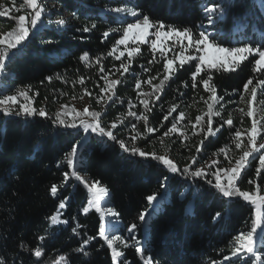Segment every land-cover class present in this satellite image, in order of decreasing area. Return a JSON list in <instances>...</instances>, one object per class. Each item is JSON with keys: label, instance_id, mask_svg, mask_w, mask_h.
<instances>
[{"label": "trees", "instance_id": "16d2710c", "mask_svg": "<svg viewBox=\"0 0 264 264\" xmlns=\"http://www.w3.org/2000/svg\"><path fill=\"white\" fill-rule=\"evenodd\" d=\"M41 2L45 12L37 29L18 49L10 50L14 55L6 58V68L0 73V94L26 89L34 106L43 107L53 119L61 105H67L73 97H86L90 110L101 113L102 126L116 123L113 133L117 139H124L129 148L135 146L148 153L167 154L181 172L189 165L194 170L213 156L222 161L218 166L228 165L219 151L221 148H226L233 162L239 157L240 150L235 148L232 137L236 129L249 128L252 119L239 111L241 108L247 111L246 101L251 98L250 92L244 93L243 84L252 78L251 88L258 79L264 78V74L253 71L254 62L244 61L235 71H212L217 96L223 97L215 107L221 115L212 117L213 129L230 115L233 126L225 124L215 135H208L206 130L201 131L199 126L193 129L189 123H194L197 116L207 120L205 100L209 96L202 84L192 88V65L185 64L181 68L177 63L175 74L165 82L162 90L145 96L153 92L152 85L145 83L150 76L156 77L153 84L163 79L164 60L159 51L155 52L154 59L149 44H140V53L131 58L127 72L120 68L121 61L115 59L118 53L108 55L122 36L119 29L135 19L115 14L111 9L136 10L140 17L148 15L154 22H163L165 28H189L193 35L205 31L212 34L210 40L225 47L244 44L264 47V0ZM211 4H215L218 11L210 24L204 9ZM20 14L0 17V34L16 27L12 17ZM60 20L65 23L59 24ZM92 24L96 27L89 32L77 31L85 26L91 28ZM105 31L109 32L107 38L103 35ZM85 52L88 62L80 60ZM121 60L128 63L127 54ZM150 60L153 63L149 64ZM145 68L150 71H144ZM200 75L205 76L204 73ZM49 76L51 81L46 79ZM81 77L83 84L79 82ZM112 79L120 83L114 86V95L109 100L108 94L101 93L100 88L105 86L106 80ZM137 79L141 81L139 89L136 88ZM197 79L199 81L200 77ZM241 95L245 96V102L240 101ZM100 96L103 99L98 101ZM144 98L149 100L150 111L140 102ZM257 99H264V89H257ZM173 105H177L176 111L165 120ZM133 111L137 116L146 114L148 127L156 131L147 133L144 121L129 115ZM180 112L185 115L177 124L178 131L164 136L173 117ZM133 124L144 134L134 142L130 139L135 134ZM80 142L84 146L70 168L67 154L74 143ZM193 156L196 164L192 162ZM258 156L256 160L250 158L252 166L242 171L237 181L241 190L256 191V184L248 181L255 177ZM73 171L92 182L99 181L109 191L110 206L119 213V224L113 231H106L110 237L120 236L128 244V247L119 241L115 244L124 253L118 264H144L136 247H142L144 258L151 257L153 264H244L245 261L254 264L255 258H249L246 252L239 254L241 259L232 257L235 236L251 231L256 219L255 206L249 202L239 197H223L204 181L181 173L173 174L150 158L130 156L106 137L59 127L48 118L0 113V259L5 264H60L61 256L67 264H112L111 249L99 237L100 213L95 209L83 211L90 197L85 185L72 176ZM257 183L264 195V180H257ZM53 185L57 186L55 196L51 193ZM149 195L156 196L153 204L147 200ZM61 201H64L63 208ZM58 213L60 222L53 225L51 218ZM141 213L145 214V221H140ZM132 224L137 225L133 233L136 240H132L128 232ZM258 230L254 234L255 248L264 257V231L260 229L257 234ZM41 236L45 237L43 241L39 239ZM88 237L94 239L85 245L87 255L76 252ZM22 244L32 251L23 250ZM38 247L42 251L40 258L34 256ZM226 256L230 259L225 260Z\"/></svg>", "mask_w": 264, "mask_h": 264}, {"label": "snow or ice", "instance_id": "6c2138e0", "mask_svg": "<svg viewBox=\"0 0 264 264\" xmlns=\"http://www.w3.org/2000/svg\"><path fill=\"white\" fill-rule=\"evenodd\" d=\"M15 4L16 0H12V5L15 6ZM22 9L28 10L27 15L21 14L12 17V19L16 21V27L7 32L6 35L0 37V46H2L0 47V73L4 72L6 68V58L15 54L14 52H10V50L18 49L21 42L25 41L29 37L30 33L37 29L38 24L41 22L42 14L45 12L44 7L39 0H22V5L19 7H5L3 3H0V17L9 16L13 10L20 12ZM204 10L208 21L211 24L213 22V15L218 11L217 6L215 4H211L206 6ZM111 11L115 14L124 13L135 18L134 22H128L126 23V26L119 29L122 31V36L115 41L112 50L108 53L109 56H113L117 53L120 45L124 46L129 62L126 63L121 60V57L125 56V51H119V54L115 55V59L121 61L120 68L123 69V72H127L129 70L131 58L140 53V44L150 43L154 59L155 52L159 51L160 56L164 60L163 79L160 80L159 84H153V80H155L156 77L150 76L145 83L152 85L153 92L146 93L144 94L145 96L155 95L162 90L165 82L170 80L175 74V65L177 62L181 68H183L185 64H190L194 67V71L191 73L192 88L195 89L199 84H202L204 90L209 93L208 100L212 101L211 103H208V100H205V103L208 106V111L205 113V116H207L206 121L204 116H197L194 123L189 121V123L192 124L193 129L199 126L201 131L206 130L208 135H215L216 132H219L225 124L230 127L233 126V120L230 115L229 118L224 120L223 123L219 125V127L215 128V130L213 129L212 117H220L221 115V112L216 111L215 107L223 100V97L217 96L216 87L212 83L213 76L211 73L213 70L235 71L242 62L249 61L254 62L253 71L255 73L264 74V47H253L250 44L225 47L221 46V44L217 43L214 39L210 40V36L212 34L206 33L205 31H200L198 35H193L189 28L181 30L174 26H167L168 30L165 31L166 26L163 22H154L148 15L140 17L138 11L136 10H130L125 7H115L111 9ZM223 15L224 14L221 12L220 17L223 18ZM58 23L64 24L65 22L60 20ZM95 27L96 25L92 24L91 28L85 26L82 29H77V31L89 32ZM244 27H247V25H244ZM150 29H155V31L150 32ZM117 30L118 29H113L112 31ZM103 35L107 38L109 36V32L105 31ZM150 36H154L155 39L149 41ZM169 40L172 41L171 45L168 44ZM185 41H187V43H185ZM130 43L134 44L135 47H129ZM177 45L179 46L180 51L175 53L173 58H168V53L174 52ZM80 60L88 62V53L85 52L80 57ZM148 63L151 64L153 61L150 60ZM100 70L101 72L104 71L103 68ZM117 71H119V69H117ZM144 71H150V69L145 68ZM123 72H121V76L123 75ZM201 73H204L205 76L201 77ZM198 77H200L199 81L197 79ZM46 79L51 81L52 77L49 76L46 77ZM102 79H104V77H102ZM79 82L81 84L84 83L83 77H81ZM118 83H120V81L116 79H112L110 81L106 80L105 86L100 88V92H111V94L108 95V99L110 100L112 99V95H114V91L112 90ZM250 85H253L252 78H249L247 82L243 84L244 93L250 92L251 96V98L246 101L247 111L245 112L243 108L239 109V111L243 115L252 118L251 126L244 131L236 129L232 137L235 148L240 150L241 154L234 160L233 163V161L228 158L226 148H221L219 150L220 153L224 154L225 159L228 160L227 167L218 166L220 162L213 160L211 164L206 165L205 167H196L194 170H191V165L186 166L181 172V169L177 167L176 163H174L172 159L167 158L165 155H158L156 152L148 153L135 146L129 148L124 139H117V136L114 135L113 129L117 127L115 122H113L110 127L102 126L100 123V112L89 111L87 107H85L83 111H77L75 107L70 108L67 105H61L62 111H57L55 113V118L53 119L47 116L44 109H36L33 106L32 98L29 95V91L26 89L17 90L16 94L4 95L0 98V113L5 116L23 115L26 117L39 116L41 118H48L52 120L53 125L59 127L76 129L78 132L82 130L84 134H94L98 137H106L109 141L117 143L120 149L123 150V152L128 153L130 156H138L144 160H148L150 158L158 164L166 167L173 174L181 173L187 177L204 181L213 189L217 190L218 193L222 194L223 197H239L244 201L249 202L251 205L255 206L256 219L251 231L240 232L235 236L233 241L232 257L241 259L239 254L246 252L249 254V258H255L254 264H264V257L258 254V251L255 248L254 239V234L256 233L257 228L264 231V195L260 194L261 185L257 183V180H264V152H262V150H264V142L257 144L258 138L264 139V135H262L264 134V116H261L259 120L256 119V110L253 107V105L257 102V89H264V78L258 79L256 85L251 88ZM187 86V83H185V87ZM140 87L141 81L137 79L136 88L139 89ZM88 94L91 95V93ZM158 98L159 97L157 96V99ZM73 99L75 100L76 97H73ZM80 99H83V97H80ZM97 99L99 101L103 99V97L100 96L97 97ZM201 99H203V97H201ZM240 101L245 102L244 95L240 96ZM140 102L146 110H151L149 108V100L147 98L141 99ZM259 103L264 105V101H260ZM176 108L177 105H173L169 108L168 114L164 117V119L168 120L169 116H172L173 112L176 111ZM221 108H223V105H221ZM70 114L71 118H69ZM129 115L136 117L138 120L142 119L145 123L147 133H153L156 131V129L148 127V116L146 114L142 113L140 116H137V113L133 111L129 112ZM184 115L185 114L183 112H180L179 116L173 117L171 127L164 132V136H168L169 133H175L178 131L177 124L183 119ZM85 117H89L90 119H85ZM132 129L135 132V134L130 137L133 142L144 135L136 130L135 124L132 125ZM84 139H86V136ZM201 143H203V141H201ZM83 146L82 142L74 143L72 145L71 151L67 154V164L70 168L73 167V160L77 157L79 149L83 148ZM196 151L199 153L200 148L197 147ZM257 153H260V155L258 156V165L255 168V177L253 179H249L248 181L249 184H256V191L250 192L241 190L237 181L241 178L242 171H245L252 166L251 160L257 159V156L255 155ZM191 159L193 164L197 163L195 156ZM65 176H67V173H65ZM72 176H74L77 181L83 183L89 193H91V199L88 200V207L84 208L83 211L87 213L90 208H94L98 213H100V219L102 222L99 227V237L103 239L106 242L107 247L111 249L112 264H118L124 256V253L119 251L115 244L117 241L123 243L125 247H128V244L120 236L110 237L106 231L105 224L103 222L105 216L107 215L113 218L119 216V213L113 211L111 207L107 206L108 202L105 198L109 196L108 189L101 187L99 181H94L92 183L84 181L76 171L72 172ZM165 179H167V177H165ZM51 193L53 196L57 194L56 185L51 187ZM147 200L151 204L154 200H156V196L149 195ZM64 206V201H61L60 207L63 208ZM58 216L59 213L51 218L53 225L60 222ZM217 216H219V213H217ZM139 219L140 221H145V214L141 213ZM64 223H67V221H64ZM136 228V224H132L128 228V232L132 240H136L135 235H133ZM73 231L75 232L76 229H73ZM44 238V236L39 237L41 241H43ZM92 239L94 238L88 237V239L84 240L81 246L76 248L75 251L87 255V252H85V245H87ZM136 244H139L138 240L136 241ZM21 248L25 251H32L27 249L23 244L21 245ZM136 251L141 253V258L144 259V264H153L151 257L144 258L143 253L145 250L142 247H136ZM34 256L36 258L42 257V251L39 247L34 250ZM224 259L229 260L230 257L226 256ZM0 264H5V261L0 259ZM60 264H67V261L63 256L60 257ZM213 264H215V262H213ZM244 264H247V261H245Z\"/></svg>", "mask_w": 264, "mask_h": 264}, {"label": "rangeland", "instance_id": "374dc122", "mask_svg": "<svg viewBox=\"0 0 264 264\" xmlns=\"http://www.w3.org/2000/svg\"><path fill=\"white\" fill-rule=\"evenodd\" d=\"M2 2L1 3H3L4 4V6L5 7H19V6H21L22 5V0H16V4H15V6H13L12 5V0H1ZM11 2V3H10ZM39 2L42 4V2H41V0H39ZM10 3V4H9ZM43 6V5H42ZM44 7V6H43ZM45 9V8H44ZM27 12H28V10L27 9H22V11H20V12H16L15 10H13V12L9 15V17H11V16H13L14 14H16V13H21V14H25V15H27ZM20 14V15H21ZM121 15L122 16H126V14H124V13H121ZM127 16H129V17H131L130 15H127ZM134 22V21H133ZM168 30V28H165V31H167ZM152 31H155V29H150V32H152ZM7 33H3V34H0V37H2V36H4V35H6ZM152 39H155V37L154 36H150L149 37V41H151ZM185 43H187V41H185ZM168 44L169 45H171L172 44V41L171 40H169L168 41ZM149 46H150V43H149ZM0 47H2V46H0ZM129 47H135V45L134 44H129ZM119 51H125V48H124V46L123 45H120L119 47H118V51H117V53L119 54ZM180 51V48H179V46L177 45V47L175 48V50H174V52H169L168 53V58H173V56H174V54L175 53H178ZM125 54H127V52L125 51ZM186 54H188V53H186ZM178 63V62H177ZM17 93V91H14V92H6V91H3V94H0V98H2L4 95H13V94H16ZM110 93L111 92H107V94L108 95H110ZM29 95H30V93H29ZM31 97V96H30ZM32 98V97H31ZM260 101H264V99H257V102L253 105V107H254V109L256 110V119H260L261 118V116H264V105H261L259 102ZM32 104H33V106H34V102H33V100H32ZM67 106L68 107H75L76 109H77V111H83V109L85 108V107H87L88 109H89V111H91L90 109V104H89V101H88V99L86 98V97H83V99H71L68 103H67ZM17 107H18V105H17ZM35 107V106H34ZM36 108V107H35ZM42 109H44L43 107H41ZM40 108V109H41ZM37 109V108H36ZM45 110V109H44ZM46 111V113H47V115H49V113H48V111L47 110H45ZM57 111H62V109H61V107H59V109H57ZM56 113V112H55ZM54 113V114H55ZM54 116V115H53ZM69 118H71V114L69 115ZM85 119H90L89 117H85ZM78 122V121H77ZM111 125V124H110ZM262 135H264V134H262ZM262 142H264V139H262V138H258L257 139V144H259V143H262ZM262 152H264V150H262ZM256 156L257 155H260V153H257V154H255ZM165 156L167 157V158H169V159H172V158H170L167 154H165ZM173 160V159H172ZM213 160H217V161H219L220 162V164L222 163V161H220L218 158H216V157H211V158H209V159H207V160H205L202 164H200V165H198V166H196V167H205L206 165H209V164H211V162L213 161ZM173 162L175 163V161L173 160ZM234 163V162H233ZM228 165H225L224 167H227ZM195 167V168H196ZM82 179L84 180V181H87V182H89V183H92V181H90V180H88L87 178H84V177H82ZM101 186V185H100ZM101 187H104V186H101ZM88 193H89V191H88ZM261 194V193H260ZM261 195H263V194H261ZM89 197H90V199H91V193H89ZM106 200H107V202H108V204H107V206H109V207H111L110 206V202H109V196L107 197V198H105ZM155 201V200H154ZM154 201L152 202V204L154 203ZM112 208V207H111ZM90 209H94V208H90ZM113 209V208H112ZM113 211H114V209H113ZM104 222H105V225H106V230L107 231H113L114 229H115V227H116V225L117 224H119V220L117 219V217L116 218H113V217H111V216H105V219H104ZM243 232H248V231H243ZM258 233H260V228H259V230H258V232H257V234ZM118 242V241H117ZM116 242V243H117Z\"/></svg>", "mask_w": 264, "mask_h": 264}]
</instances>
